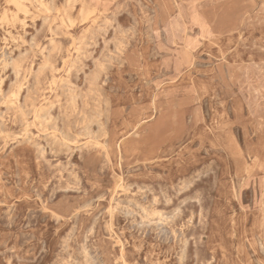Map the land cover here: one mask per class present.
I'll list each match as a JSON object with an SVG mask.
<instances>
[{"label": "rangeland", "instance_id": "374dc122", "mask_svg": "<svg viewBox=\"0 0 264 264\" xmlns=\"http://www.w3.org/2000/svg\"><path fill=\"white\" fill-rule=\"evenodd\" d=\"M0 264H264V0H0Z\"/></svg>", "mask_w": 264, "mask_h": 264}, {"label": "bare ground", "instance_id": "6f19581e", "mask_svg": "<svg viewBox=\"0 0 264 264\" xmlns=\"http://www.w3.org/2000/svg\"><path fill=\"white\" fill-rule=\"evenodd\" d=\"M192 15V14H191ZM197 16V15H196ZM194 19V18H193ZM219 20V19H218ZM202 21V20H201ZM181 23V22H180ZM235 23V22H234ZM197 25V24H196ZM237 25V24H236ZM182 26V25H181ZM238 26V25H237ZM186 27V26H185ZM219 29H221V28H219ZM229 30V29H228ZM222 31V30H221ZM185 32V31H184ZM210 32V31H209ZM216 32V31H215ZM218 32V31H217ZM173 33V32H172ZM220 34V33H219ZM183 36V35H182ZM218 36V35H217ZM214 37V36H213ZM178 38V37H177ZM176 41V40H175ZM5 63V62H4ZM133 142L132 141H129V142H127L125 145H124V150H127V149H129L131 146H133ZM155 151H156V149H155ZM153 154H154V151H153Z\"/></svg>", "mask_w": 264, "mask_h": 264}]
</instances>
